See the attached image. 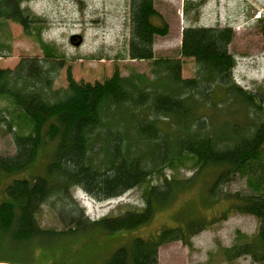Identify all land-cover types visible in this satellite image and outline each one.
I'll list each match as a JSON object with an SVG mask.
<instances>
[{
  "label": "trees",
  "instance_id": "1",
  "mask_svg": "<svg viewBox=\"0 0 264 264\" xmlns=\"http://www.w3.org/2000/svg\"><path fill=\"white\" fill-rule=\"evenodd\" d=\"M23 1L0 0V19L19 23L26 35L37 30L43 58L24 57L13 68H0V126L15 147L14 154L0 155V177L36 164L40 171L15 178L4 189L0 243L7 244L6 250L53 248L85 234L110 235L145 224L156 204L187 183L165 171L190 162L195 174L204 168L215 171L209 197H227L232 202L228 212L258 220L256 232H237L224 255L264 261V86L246 89L235 82L232 27L182 29L180 55L192 57L198 67L196 75L184 78L180 58L154 56V39L168 33V24L153 0H130L127 56L150 60V74L121 75L115 69L90 83L74 80L68 66L67 85L56 88L64 59L42 41L45 20L22 7ZM258 21L264 41V17ZM9 53V42L0 40V56ZM236 178L244 179L245 189L225 193L223 187ZM140 186V210L97 219L85 215L72 197L80 188L104 201ZM43 205L54 210L60 226L40 225L37 214ZM204 226L190 219L184 226L162 228L156 237H135L101 264H158L161 244H189Z\"/></svg>",
  "mask_w": 264,
  "mask_h": 264
},
{
  "label": "rangeland",
  "instance_id": "2",
  "mask_svg": "<svg viewBox=\"0 0 264 264\" xmlns=\"http://www.w3.org/2000/svg\"><path fill=\"white\" fill-rule=\"evenodd\" d=\"M130 0H24L22 7L45 20L40 37L53 51L64 59L54 81V87L67 85L68 66L76 81L95 82L109 77L115 69L121 75L133 72L150 74L151 61L130 59L127 40L130 34L128 19ZM154 7L168 24L165 36H156L153 43L155 57H174L182 61L181 75L190 78L197 73V63L192 57L180 55L181 32L185 26H231L234 38L229 51L235 58L233 78L246 89L264 86V41L258 19L264 17V0H153ZM162 19L157 18L160 23ZM37 30L26 35L23 27L10 19H0V40L9 42L10 53L0 56V68H13L21 58H43L37 42ZM218 96V93L216 94ZM15 152L13 141L0 126V155ZM41 161V159H40ZM39 165L0 177V202L5 187L15 178L37 173ZM190 162L176 171L166 170L165 175L186 183L174 190L164 204H156L150 220L134 229L113 234H85L73 243H59L52 247L36 246L6 250L0 243V264H101L119 246L128 244L135 237H156L165 227L184 226L190 219L205 223L190 237L189 244L181 240L161 244L158 264H264L250 256L227 258L224 248L230 247L237 232L253 235L258 220L253 215L228 212L231 200L227 197H209L207 187L215 171L204 168L195 174ZM187 178H190L188 181ZM157 180V179H155ZM75 189V188H73ZM245 189L243 178H236L223 187L225 193ZM143 186L133 188L122 196L104 201L86 195L82 199L92 215L102 217L120 214L143 207ZM76 190L72 191L73 198ZM42 227L60 226L54 210L43 205L37 214ZM8 257L10 259H4Z\"/></svg>",
  "mask_w": 264,
  "mask_h": 264
}]
</instances>
